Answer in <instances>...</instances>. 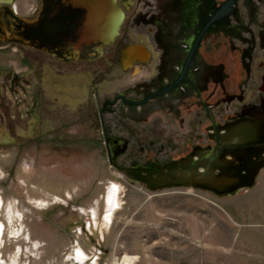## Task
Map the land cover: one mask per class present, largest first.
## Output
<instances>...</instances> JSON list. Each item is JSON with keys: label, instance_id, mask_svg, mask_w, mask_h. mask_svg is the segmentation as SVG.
<instances>
[{"label": "rangeland", "instance_id": "rangeland-1", "mask_svg": "<svg viewBox=\"0 0 264 264\" xmlns=\"http://www.w3.org/2000/svg\"><path fill=\"white\" fill-rule=\"evenodd\" d=\"M17 4L24 17L40 6ZM113 50L65 63L0 40V264H264L258 190L154 192L109 164L94 96L125 83H92ZM115 186L119 207L107 224Z\"/></svg>", "mask_w": 264, "mask_h": 264}, {"label": "flooded vegetation", "instance_id": "flooded-vegetation-1", "mask_svg": "<svg viewBox=\"0 0 264 264\" xmlns=\"http://www.w3.org/2000/svg\"><path fill=\"white\" fill-rule=\"evenodd\" d=\"M117 3L125 13L124 28L110 46V67L94 70L92 83L94 88L125 83L94 96L97 142L109 164L111 155L123 169L118 170L150 191L232 195L191 185L205 176L209 187L215 167L226 179L230 170L264 165V142L258 144L264 141V0ZM39 5L30 17L51 12L55 0ZM10 6L20 15L17 0ZM243 128L255 144L240 145Z\"/></svg>", "mask_w": 264, "mask_h": 264}, {"label": "water", "instance_id": "water-1", "mask_svg": "<svg viewBox=\"0 0 264 264\" xmlns=\"http://www.w3.org/2000/svg\"><path fill=\"white\" fill-rule=\"evenodd\" d=\"M12 3V0L0 2V40L45 52L65 63L102 57L105 49L119 37L125 19L117 0H55L51 12L43 9L35 17L19 15L10 6ZM239 132L245 135L240 145L255 144L248 128ZM239 132H235L236 137ZM252 158L249 156L248 163ZM109 161L113 167L123 170L111 155ZM263 168L264 165H248L240 171L230 170L229 177L223 179L222 174L217 175L215 167L209 187L200 173L198 176H203V182L191 186L208 188L219 195L233 194L240 188H253Z\"/></svg>", "mask_w": 264, "mask_h": 264}, {"label": "bare ground", "instance_id": "bare-ground-1", "mask_svg": "<svg viewBox=\"0 0 264 264\" xmlns=\"http://www.w3.org/2000/svg\"><path fill=\"white\" fill-rule=\"evenodd\" d=\"M1 1H11V0H0V2ZM12 2H13V0H12ZM118 192H119V189H117L116 186L110 188V190L108 191V194H107V215L105 216V223H107V224L112 221L113 213L119 207ZM2 206H3V200L0 198V208ZM4 229H5V226L0 221V237H2V235L4 233ZM0 247H1V244H0ZM78 256H79V258H81V261L82 260L84 261L87 258V256L85 255V253L81 249H78ZM83 261H82V263H84ZM115 264H134V262L132 260L124 261L122 263H118L116 261Z\"/></svg>", "mask_w": 264, "mask_h": 264}, {"label": "crops", "instance_id": "crops-1", "mask_svg": "<svg viewBox=\"0 0 264 264\" xmlns=\"http://www.w3.org/2000/svg\"><path fill=\"white\" fill-rule=\"evenodd\" d=\"M20 71L23 72L22 70H20ZM245 189H255V190L259 191V197H258V199H259L258 202L260 203L259 218L261 220H264V170L261 171L259 177L257 178L256 185L253 188H245Z\"/></svg>", "mask_w": 264, "mask_h": 264}]
</instances>
